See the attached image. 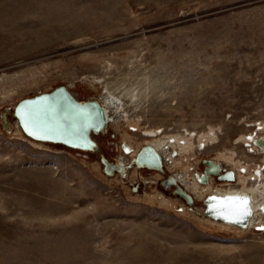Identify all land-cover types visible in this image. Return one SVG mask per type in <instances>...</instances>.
Here are the masks:
<instances>
[{
	"label": "rangeland",
	"instance_id": "374dc122",
	"mask_svg": "<svg viewBox=\"0 0 264 264\" xmlns=\"http://www.w3.org/2000/svg\"><path fill=\"white\" fill-rule=\"evenodd\" d=\"M59 84L123 104L95 135L110 160L145 129L212 127L194 170L230 148L255 166L264 154L237 138L264 124V0H0V264H264L262 228L181 210L204 199L187 204L164 172L107 174L97 153L27 137L13 105Z\"/></svg>",
	"mask_w": 264,
	"mask_h": 264
},
{
	"label": "bare ground",
	"instance_id": "6f19581e",
	"mask_svg": "<svg viewBox=\"0 0 264 264\" xmlns=\"http://www.w3.org/2000/svg\"><path fill=\"white\" fill-rule=\"evenodd\" d=\"M102 93L103 94L100 93L101 95L96 96V99H98L104 107V112L107 118V125H108L109 123L111 124L112 122H115L118 119L116 118V115L123 112L124 107L122 103L120 102L116 103L114 98L117 96L114 95L109 89H106ZM110 107L113 108L112 110L113 112L115 113L119 112L118 114L115 115V117L113 114H111ZM121 118L123 120L125 119L126 121H129L127 115H125L124 113L121 114ZM263 125L258 124L255 130H252V131L250 130L251 132L249 133L240 134V136L237 138V143L240 142L241 144L243 143L246 144L248 146L247 151L252 150L258 153L262 152L261 154L263 155L264 154V134L262 131H257V129L259 130L264 129ZM144 131L146 134L151 135V138L149 140H146L143 144L148 143L152 145L153 147H155L160 152L161 156L163 157V164H164L163 170L164 171L167 169V167L171 168V164L173 165L178 164V169L175 170L172 168L173 169L171 171L172 175L177 179V182L180 185H182L184 188H186L187 191L192 193L196 197V199L203 200L208 195L210 197H216L218 200L229 197V196H242V197L246 196L248 200L250 201L252 215L245 221L244 225L229 223L225 219H224L225 221L221 219H217V216H218L217 210L213 206L215 202L212 201L210 198L206 200L207 206L204 204L202 207L200 206L188 207V205L182 203L181 204L182 207H180L181 210H185L188 213H191V212L200 213L201 211V215L207 217L209 222L216 223L222 227H227L233 224L236 226L247 227V228L249 226H254V225L258 226L259 228H264V211H261V209H264V161L258 162L257 165L255 166H251L248 164V162L247 163L245 162L246 160L242 161L240 157H238L237 155L235 156L236 151L232 150L231 148L229 151L219 150L216 156L212 158V160L215 163H217L218 166L220 167H222L223 162L224 164L227 163L229 166L227 167V169L232 171L233 180L237 179V182H223V183H218V184L216 183V185H213L212 184V177H213L212 174L209 172L207 174V181H203L201 178V174L204 171L203 168L200 171L194 170L193 168L195 166L193 167L190 166L191 164L187 162L188 161L187 159L191 154H194L196 152L195 149L199 148L200 150L202 146L204 147L208 143H211L218 138V134L216 133L214 128L209 127L206 131H202L199 134L193 133L191 131H185V132L181 131V132L169 134L165 132L164 133L159 132V130L156 131L155 129H152V128L145 129ZM126 135L127 133L126 131H124L123 136H126ZM250 136L252 137L251 141L248 139V137ZM132 146L133 145L131 143L130 144L127 143V141L124 139V141H122L121 143V147L125 151V153L126 152H130V153L124 154V152H119V154L116 155V158H115V160L118 161L122 165V168L117 170V172L121 174L122 177L128 174L129 167H130V171H132L133 168L135 169L142 168L141 166L139 167L135 165V163L132 160L135 157L140 147L135 146L137 148L135 149V147H133L134 149H132ZM214 167H216V165ZM158 174L161 175L162 171L158 170L155 175H158ZM164 195L165 193L163 194V196ZM194 196H193V200L195 201ZM156 198H157V195H156ZM163 200L166 201L170 199L163 198ZM163 200L161 199V201Z\"/></svg>",
	"mask_w": 264,
	"mask_h": 264
},
{
	"label": "water",
	"instance_id": "95a60500",
	"mask_svg": "<svg viewBox=\"0 0 264 264\" xmlns=\"http://www.w3.org/2000/svg\"><path fill=\"white\" fill-rule=\"evenodd\" d=\"M31 105L32 107L39 109L45 113L51 112L56 119L63 122L65 117H71L75 128L83 130L84 138L75 139L66 136H53L49 139H36L27 134L24 131L20 123V117L18 113L22 111L25 106ZM11 115L17 120L22 132L29 138L34 140L62 144L66 147L97 153L103 169L107 174H113L118 169L122 168V165L115 160L105 157L101 151L100 143L95 138V135L105 133L107 131V118L104 112V107L100 101L96 98H77L73 92L65 85L59 84L47 91H40L33 95L25 96L19 99L12 107ZM135 165L145 167L148 169L160 170L166 174L165 178L161 179V184L166 188L168 186H174L173 192L182 197L184 201L193 205V194L187 191L182 185L177 182V179L166 170H163V157L160 152L152 145L145 143L137 151L135 157L132 159ZM205 166L201 178L203 181H207V174L210 172L212 175H216L219 179L233 180V173L229 169H224L221 172V167L218 166L211 159L203 160ZM216 165V167H214ZM195 197V196H194ZM211 199L209 195L203 200L207 206V199ZM206 212V211H205ZM207 213V212H206ZM214 217V216H213ZM217 219L224 220L217 216ZM225 221V220H224Z\"/></svg>",
	"mask_w": 264,
	"mask_h": 264
},
{
	"label": "snow or ice",
	"instance_id": "6c2138e0",
	"mask_svg": "<svg viewBox=\"0 0 264 264\" xmlns=\"http://www.w3.org/2000/svg\"><path fill=\"white\" fill-rule=\"evenodd\" d=\"M18 115L24 131L36 139H49L53 136L84 138L83 130L78 131L75 128L70 116L65 117L61 122L51 112L45 113L31 105L25 106ZM248 139L251 141L252 137L250 136ZM211 200L215 202L213 206L217 210V215L229 223L244 225L252 215L250 201L246 196H229L219 200L212 197Z\"/></svg>",
	"mask_w": 264,
	"mask_h": 264
}]
</instances>
